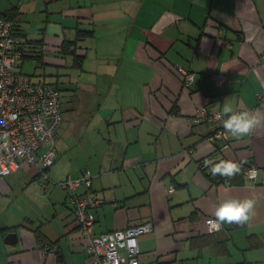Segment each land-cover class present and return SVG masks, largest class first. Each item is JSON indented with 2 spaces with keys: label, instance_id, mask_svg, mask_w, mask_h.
I'll use <instances>...</instances> for the list:
<instances>
[{
  "label": "crops",
  "instance_id": "crops-1",
  "mask_svg": "<svg viewBox=\"0 0 264 264\" xmlns=\"http://www.w3.org/2000/svg\"><path fill=\"white\" fill-rule=\"evenodd\" d=\"M8 10L21 50L42 53L45 67L61 66L53 59L68 45L82 55L81 68L70 65L73 102L90 112L78 137L60 138L47 180L26 164L0 178V264H96L55 182L86 169L102 200L94 234L153 223L139 239L140 264H264V127L218 151L213 124L195 121L225 100L264 113V0H0V14ZM217 156L242 163L236 181L202 168ZM229 195L254 198L255 214L208 232L206 218ZM13 232L18 242L7 244Z\"/></svg>",
  "mask_w": 264,
  "mask_h": 264
},
{
  "label": "built area",
  "instance_id": "built-area-1",
  "mask_svg": "<svg viewBox=\"0 0 264 264\" xmlns=\"http://www.w3.org/2000/svg\"><path fill=\"white\" fill-rule=\"evenodd\" d=\"M15 19L0 14V178L5 177L22 164L35 167L43 180L46 169L57 158L55 149L56 131L63 117L62 98L58 86L52 82L33 81L32 76L22 71L23 53L15 33ZM187 84L195 82V73L176 66ZM217 85L227 79L225 73L213 76ZM220 111L210 112L202 107L197 110L196 122H209L213 129L208 139L219 145L218 151L230 147L232 136L223 128ZM227 117H224L226 119ZM45 148V150H41ZM223 157L202 160V168L211 173L213 164ZM206 161L211 162L206 164ZM258 167L245 168L247 179L254 181ZM218 180L222 176L215 175ZM93 174L86 169L78 177L67 176L60 185L68 191L67 201L72 206L81 239L96 264H140L139 239L153 231V223L146 221L126 228L94 234V210L102 203L92 187ZM228 180V179H226ZM84 188L83 190L80 188ZM215 217L205 220L207 230L217 229L210 223Z\"/></svg>",
  "mask_w": 264,
  "mask_h": 264
},
{
  "label": "clouds",
  "instance_id": "clouds-1",
  "mask_svg": "<svg viewBox=\"0 0 264 264\" xmlns=\"http://www.w3.org/2000/svg\"><path fill=\"white\" fill-rule=\"evenodd\" d=\"M217 118L222 119L223 128L236 139L254 134L258 128L264 127V113L255 110H237L227 100ZM208 163L211 162L206 161V164ZM242 167L241 162L221 160L212 165L211 174L231 178L240 174ZM255 204L254 198L241 199L229 195L215 209V219L210 223L217 229L223 224H244L255 214Z\"/></svg>",
  "mask_w": 264,
  "mask_h": 264
},
{
  "label": "rangeland",
  "instance_id": "rangeland-1",
  "mask_svg": "<svg viewBox=\"0 0 264 264\" xmlns=\"http://www.w3.org/2000/svg\"><path fill=\"white\" fill-rule=\"evenodd\" d=\"M40 51L42 52L44 50L41 48ZM29 53H33V52H31L30 50ZM29 53L24 52V54L28 56L25 57V60H24L25 62L23 65V72L33 75L32 76L33 81L46 80V81L58 82L62 90L61 98L63 102V105H62L63 117H62L61 125L56 131L55 149H57L60 138L63 139V137H65V141H67L71 138L73 139L79 136L77 133H79V131L81 132L82 124H83L82 122L84 121L87 115V112H90V109L87 110L85 107L83 109L82 106H77V107L74 106L75 104L73 102L74 97H75L74 92L76 91L75 77L79 73H77V70H74L70 67L74 59L73 55L70 54L71 58L68 59L69 55L66 54L67 57H65L64 54H61L62 56L59 57V60L58 58H55V57L53 59L55 63H58L61 66L45 67L43 63L41 62L38 63L36 60H34L35 59L34 57H30ZM40 55H42V53H40ZM57 55L59 56L60 53L58 52ZM66 61L68 62L66 63ZM71 81L72 83H70ZM86 92L89 93V91H86ZM69 125H71V129H69ZM68 131H70L69 138H68ZM60 181H55L56 183H58V185L56 186L63 188L59 184ZM48 183L49 184H47V181H45L43 185L44 189L46 185L50 187V184H52V181L49 180ZM64 190L66 191V193L68 192L66 189ZM43 192L42 194H44Z\"/></svg>",
  "mask_w": 264,
  "mask_h": 264
},
{
  "label": "trees",
  "instance_id": "trees-1",
  "mask_svg": "<svg viewBox=\"0 0 264 264\" xmlns=\"http://www.w3.org/2000/svg\"><path fill=\"white\" fill-rule=\"evenodd\" d=\"M3 14H6V15H8V16H10L11 18H14V15H15V11H12V10H8L7 12H2ZM15 19V18H14ZM15 25H16V20H15ZM17 29H16V26H15V33L14 34H16V36H17V38L19 39V37H18V35H17V31H16ZM83 33H84V35H90L91 34V31H82ZM81 32V33H82ZM19 42H20V44H22V41L19 39ZM35 43H36V45L38 44V46L41 44V42H37V41H34ZM22 46V45H21ZM71 47V46H70ZM70 47H69V45H68V47H66L64 50H63V53L64 54H71V55H73L74 56V65H76L78 68H81V61H82V55H77V53L74 51V49H70ZM69 50V51H68ZM22 53H23V60H25V54H24V51L22 50ZM33 55V54H32ZM36 59H38V60H40V62L41 63H43V55H40V53L38 52L37 54H35V56H34ZM43 82H52V83H55L57 86H58V88H59V90H60V92L62 91L61 90V87H60V85H59V83L58 82H53V81H46V80H44ZM62 105H63V102H62ZM49 168V167H48ZM47 168V169H48ZM46 169V170H47ZM211 174V173H210ZM212 175V174H211ZM216 178V177H215ZM217 179V178H216ZM226 179H228L229 180V178H227V177H222V180H226ZM221 180V181H222ZM231 180V181H230ZM229 181L231 182V183H233L234 181H236V179H234V180H232V178L230 179Z\"/></svg>",
  "mask_w": 264,
  "mask_h": 264
},
{
  "label": "water",
  "instance_id": "water-1",
  "mask_svg": "<svg viewBox=\"0 0 264 264\" xmlns=\"http://www.w3.org/2000/svg\"><path fill=\"white\" fill-rule=\"evenodd\" d=\"M224 177V176H222ZM5 242L7 244H16L18 242V234L16 232L13 233H9L6 237H5Z\"/></svg>",
  "mask_w": 264,
  "mask_h": 264
}]
</instances>
